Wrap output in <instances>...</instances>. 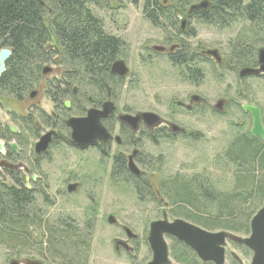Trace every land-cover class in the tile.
Wrapping results in <instances>:
<instances>
[{
  "label": "flooded vegetation",
  "instance_id": "1",
  "mask_svg": "<svg viewBox=\"0 0 264 264\" xmlns=\"http://www.w3.org/2000/svg\"><path fill=\"white\" fill-rule=\"evenodd\" d=\"M165 3L168 4V0H165ZM202 3L206 2L197 3L190 8L186 17L182 16L185 25L182 28L183 22L181 23L177 34H157L142 45L138 54L131 49L129 37H123L121 34H103L110 39V45L99 48L98 55L91 51L83 52L81 60L72 54L71 49L70 54L67 48H63L61 38L53 34L46 45L49 51L46 60L42 65L38 63L36 77L27 88L18 97L1 91L0 111L2 110L5 116H11V121L14 120L18 125L0 120V185L6 190H24L32 194L30 205L21 210L22 216L16 217L19 225L12 229L31 231L32 240L35 242L41 240L42 231L47 235L49 216L45 207L52 202L45 185L41 184L42 164L50 161L54 152L70 150L77 153L78 157L82 156V164L88 167L90 174L82 177L78 174L72 178L73 174L69 173L70 180H66L62 188L64 191L60 195L75 196L76 207L77 200L80 201L81 207L84 202L86 205L87 201L90 205L84 214L86 221L83 224L78 225L76 220L69 216L63 219L58 217L59 222L54 224L51 230L61 233H52L51 237L57 244L67 245L68 238L72 236L71 231L81 229L82 238L77 241L83 251L80 264H93L94 247H105V227L108 225L115 229L110 234V251L114 256L110 260L103 249L98 264H151L154 261L150 242L153 224H173L178 220L207 232L226 234L222 246L224 257L220 264H252L254 252L244 243L251 232L243 235L247 238L242 240L233 237L234 233L212 231L200 225L191 217L197 215L194 210H191L193 213L189 214L188 218L176 212L179 209L168 202V195L175 191L170 187L171 182L179 178L184 183L186 181L196 186L200 177L191 174V178L180 174L166 175L163 172L167 160L164 153L155 158L151 152L153 147L175 144L180 139L200 140V132L195 128L191 130L189 126H183L185 117L190 119L203 114L214 117H244L251 121L253 127L250 113L243 110V106L247 105L256 106L262 111L264 125V110L251 99L249 88L252 81L264 80L259 58L264 47H257L260 45L258 44L251 49L249 34H221L223 40L213 44L204 40L201 34H189L187 26L191 21H196L190 17L202 9L192 8ZM258 40L261 41L262 38ZM4 49L10 51L11 56L0 78L9 72L7 65L13 56L10 48H3L0 52ZM135 54L138 65L153 69L164 64L165 77H170L178 88L170 104L167 108L164 107V112L159 110V98L155 100L156 108L154 106L139 112L134 104L124 102L125 94L122 93L131 91L138 83V79L128 80L132 74L131 66ZM119 62L125 64L127 75L120 76L113 72V67ZM217 70L222 72L221 75L226 72L235 76L237 85L242 87L240 92H237V97L241 100H233L229 95L216 98V104L208 100L202 91L208 77H213V81L218 80ZM246 70H256L259 73L242 75ZM2 98L8 99L5 103L15 100L17 109L7 107ZM90 112L101 115L90 117ZM144 114L154 115L157 120L145 119ZM127 117L137 120L131 122L125 119ZM73 119L84 120L87 140L84 145L77 143L73 138L74 133L70 126ZM251 131L252 128L249 130L250 135ZM253 138L264 143L258 137ZM94 161L98 162V166L90 165ZM156 172L161 174L157 182L158 187L155 188L153 182ZM105 182H110L111 185H125L133 190L132 193L141 202L152 200L150 203L156 204L155 207L150 210L139 209L148 213L150 211L155 217L152 216V219L145 223L132 222L131 219L117 221L110 215L105 222V214L102 219L99 217L100 206L96 200L97 188L100 183ZM132 214L134 215L133 212ZM162 237L167 251L163 264H218L214 252H211L213 259L203 260L191 246L174 235L163 234ZM228 244L241 252V256L230 252ZM30 253L18 254V257L26 259L23 264H47L41 253ZM61 254L55 255L58 261L56 264H74L68 262L69 253L63 251L64 256Z\"/></svg>",
  "mask_w": 264,
  "mask_h": 264
},
{
  "label": "trees",
  "instance_id": "2",
  "mask_svg": "<svg viewBox=\"0 0 264 264\" xmlns=\"http://www.w3.org/2000/svg\"><path fill=\"white\" fill-rule=\"evenodd\" d=\"M201 2H206L207 7L190 17L198 23L225 30L244 22L250 25L251 35L264 38V0H250L248 3L246 0H168V4L165 0H145L144 8L147 20L154 27L178 33L179 17H186L190 8ZM90 5H93V0H0V50L10 48L13 51L7 65L9 72L0 78V93L4 91L18 97L27 88L36 77L38 63L42 65L46 60L49 53L46 45L54 35L61 38L63 48L71 49L72 54L81 60L83 52L91 51L98 55L99 48L110 45V39L103 35L108 34L103 21L92 12ZM253 43H250L251 49L256 44ZM240 129L242 133L234 137L224 154L231 164L239 167L235 177L240 191L235 190L228 195L218 194L212 188H206L204 182L192 186L176 178L170 186L175 191H171L168 198L171 206L179 209L177 213L188 218L193 213L191 210H194L197 215L191 217L212 231L248 235L257 209L245 214L243 207H231L230 204L239 199L248 203L257 194L262 195L261 200L264 198L261 181L264 143L253 138L249 132L244 133L243 123ZM244 187L249 189L245 191ZM201 197L209 204L219 202L218 212L214 215L209 212L201 204ZM31 201V193L6 190L0 185V245L15 254L41 253L46 262L43 244L45 238L48 241V235L45 231L41 232L44 234L41 240L35 242L31 231L12 229L19 225L16 217L22 216L21 210L28 207ZM54 244L57 243L52 240L49 251L57 261L55 255L61 253ZM79 248L78 245H72V251H66L74 263H78Z\"/></svg>",
  "mask_w": 264,
  "mask_h": 264
},
{
  "label": "rangeland",
  "instance_id": "3",
  "mask_svg": "<svg viewBox=\"0 0 264 264\" xmlns=\"http://www.w3.org/2000/svg\"><path fill=\"white\" fill-rule=\"evenodd\" d=\"M250 0H246V3ZM145 0H140L136 2L135 0H93V5L90 8L93 9V13L96 14L100 20L103 21L105 31L108 34H121L123 37H129L131 43V49L134 52H139L142 45L150 41L152 37L157 36V34H177L176 31L163 30L154 27L146 18ZM178 28H181V23L184 18L179 17ZM250 25L244 22L237 23L233 25L230 29L221 30L214 26H208L205 24L198 23L197 21H191L189 26H187V31L189 34H201L204 40L210 43H217L223 40L221 34H249V39L252 42H256L257 47H264V38L260 41L255 35H251ZM178 29V30H179ZM260 41V43H258ZM132 74L128 80L138 79V83L132 88L131 91L122 93L124 96V102H129L137 107V111H144L152 109L154 106L156 108V99L161 100L160 111L164 112L169 102L177 94V87L174 86L172 79L165 77L166 67L164 64L153 67V69L147 66H142L137 64L136 54L133 61ZM218 75L216 81H213V77H208L205 84V89L202 91L204 95L208 97L209 101L215 102V99L223 97L224 95L230 96L233 100L239 99L237 97V92L242 89L241 85H237L238 82L235 81V76L232 74L224 72L223 75L220 70H217ZM250 95L251 99H254L256 103L264 110V80L252 81L250 83ZM228 91L230 93H228ZM2 98V101L5 103ZM12 100V99H11ZM216 104V102H215ZM5 105L9 108L17 109L16 101H8ZM50 109V108H49ZM13 118L9 115H3L2 110L0 111V120H3L11 125H18L17 122L11 121ZM185 127H190L191 130L195 128L200 132V140H178L175 144H169L161 146L160 148L153 147L151 152L155 158L160 154L164 153V158L167 159L164 170L166 175L180 174L188 176L197 175L200 177L197 180V184H204L207 187L213 189L215 193L228 195L233 193L238 188L236 186L235 173L239 170L234 164H231L225 157L226 150L228 149L230 143L233 141L234 137L241 134L240 125L243 123L245 127L243 132H249L252 128L251 121L247 118H229V117H214L209 114H203L195 118H184ZM53 157L48 162H43L42 172V183L45 185V189L49 198L51 199V204L45 207V211L49 216V223L47 224V235L48 241L44 239V252L45 260L47 264H56L58 261L54 259V255H50V242L54 240L51 237L52 233L60 234L61 231L51 230V227L58 223L63 217L69 216L72 220H76L78 225L85 223L87 212L89 207L88 201L84 202L83 207L79 205L80 201L77 200V206H75V196H61V192L64 191V184L68 179V174L72 173L74 178L76 175L90 174L88 167L82 164V156L78 157L77 153L70 150H60L53 153ZM50 159V158H49ZM97 161L90 163L91 166H98ZM194 171V172H193ZM161 174V173H160ZM159 172L154 174V186L158 187ZM191 174V175H190ZM261 181L264 187V171L261 174ZM211 185V186H208ZM98 189V198L96 200L100 206V218H103L105 214V222L107 218L111 215L117 219V221H126V219H131L132 222H148L152 219L153 214L151 212H143L139 208L155 207L156 204H151L152 200L146 199L141 202L133 193L132 189L127 188L123 184L111 185L110 182L100 183ZM243 189V188H242ZM245 191L249 188L244 187ZM238 190V191H240ZM242 190L241 192H245ZM96 196V194H95ZM260 194L255 195V197L248 201V203L242 202L240 199L231 202V207H243L245 209V214L253 212L255 209V215L264 206V198L261 200ZM246 197V194L244 195ZM81 198V197H80ZM79 199V198H78ZM169 202V201H168ZM201 204L209 209L213 215L218 212L219 202L207 203L201 197ZM131 212L134 213L133 217ZM136 212V213H135ZM142 212V213H140ZM60 219H57V218ZM135 217V218H134ZM155 217V216H154ZM76 224V226H77ZM106 239L105 247H94V261L93 264H98L101 259V254L104 249V253L108 255V258L112 260L114 256L113 252L110 251V234L114 232V228L111 226L105 227ZM46 229V227H45ZM220 231V230H218ZM72 236L68 238L67 245L54 244L55 249H58L62 255L63 251L71 252L72 245H78L80 248L78 252L80 253L78 258V263L80 264L81 257L83 254L82 246L77 243L81 240L83 231L81 229H75L71 231ZM80 233L79 235H77ZM46 235V236H47ZM44 234L41 233V237ZM235 238L244 240L247 238L243 235L233 234ZM49 248V249H48ZM228 250L234 252L241 256V252L237 251L234 247L228 244ZM52 253L54 251H51ZM142 256V255H141ZM68 262L73 260L70 258V253L68 255ZM11 258L8 262L7 260ZM13 260V261H11ZM32 260V259H28ZM108 261V263L110 262ZM11 261V262H10ZM26 259L24 257H18V254L8 252V250L0 245V264H13L12 262H17L23 264ZM248 261V259H247ZM249 258V262H250Z\"/></svg>",
  "mask_w": 264,
  "mask_h": 264
},
{
  "label": "water",
  "instance_id": "4",
  "mask_svg": "<svg viewBox=\"0 0 264 264\" xmlns=\"http://www.w3.org/2000/svg\"><path fill=\"white\" fill-rule=\"evenodd\" d=\"M205 7L206 3H202L199 6L193 7L192 10ZM184 25L185 22H183L182 28ZM10 56L11 52L6 49L0 52V75L5 71V64L9 60ZM259 58L262 65L261 72L264 73V49L260 51ZM113 72L119 74L120 76L128 74V70L123 62L116 63L113 67ZM258 73L259 71L256 70H246L242 72V75ZM243 110L249 112L252 117L253 127L251 135L264 141L262 111L256 106L247 105L243 106ZM96 114H98V117L101 115L97 112H90V117ZM143 117L145 119L155 118V120H157V118L151 114H144ZM125 119L131 122H135L137 120L132 117H127ZM70 126L73 129V138L75 141L84 145L87 142L85 138L84 120L73 119ZM0 149H2V145H0ZM163 234L174 235L180 241L185 242L187 245L191 246L203 260L209 261L213 259V254H211V252H214L217 255V258H214L216 262L218 264L223 262L224 250L222 246L225 242V233L207 232L201 228L178 220L173 224L164 222L153 224L150 242L154 251V261L151 264H163L165 262L167 251L162 237ZM244 243L254 252L252 264H264V206L253 217L251 221V235L244 241Z\"/></svg>",
  "mask_w": 264,
  "mask_h": 264
}]
</instances>
